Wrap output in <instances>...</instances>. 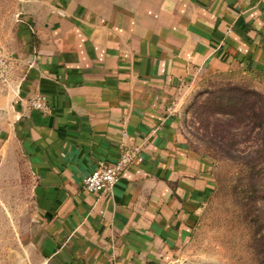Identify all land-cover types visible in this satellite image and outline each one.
<instances>
[{"label":"crops","instance_id":"obj_1","mask_svg":"<svg viewBox=\"0 0 264 264\" xmlns=\"http://www.w3.org/2000/svg\"><path fill=\"white\" fill-rule=\"evenodd\" d=\"M32 2L5 129L35 179L40 264H179L215 177L178 109L215 74H264V0ZM122 144L139 152L116 183L84 188Z\"/></svg>","mask_w":264,"mask_h":264},{"label":"rangeland","instance_id":"obj_2","mask_svg":"<svg viewBox=\"0 0 264 264\" xmlns=\"http://www.w3.org/2000/svg\"><path fill=\"white\" fill-rule=\"evenodd\" d=\"M31 3L0 0V55L15 67L23 53L22 24ZM10 83L0 84V264H40L35 179L20 142L5 129L13 118ZM222 86L249 87L264 96V74H215L178 109L188 144L212 158L215 177L214 192L179 264H264V168L252 173L240 157L249 155L260 140L256 129L243 140L241 113L232 115L226 99L211 100L209 92Z\"/></svg>","mask_w":264,"mask_h":264},{"label":"trees","instance_id":"obj_3","mask_svg":"<svg viewBox=\"0 0 264 264\" xmlns=\"http://www.w3.org/2000/svg\"><path fill=\"white\" fill-rule=\"evenodd\" d=\"M212 101L226 99L228 110L232 115L241 113L244 118L242 126L244 139L252 137L251 131L255 130V138L259 139L258 146L249 155L241 156V162L246 164L250 172H259L264 168V96L258 90L244 86L221 87L209 92ZM235 109V110H233ZM231 115V116H232ZM219 119V118H217ZM229 119L228 118H224ZM223 134V133H222ZM221 134V135H222ZM221 137V136H220ZM261 162L259 166L257 163Z\"/></svg>","mask_w":264,"mask_h":264},{"label":"built area","instance_id":"obj_4","mask_svg":"<svg viewBox=\"0 0 264 264\" xmlns=\"http://www.w3.org/2000/svg\"><path fill=\"white\" fill-rule=\"evenodd\" d=\"M12 61L0 55V84H9L12 80ZM30 108L47 113L50 105L44 93L35 92L27 98ZM174 108V107H173ZM173 108L169 109L172 112ZM153 128L151 131L157 130ZM139 146L133 144H122L119 147L117 157L112 161L99 162L90 172L82 178V186L90 192H98L103 189H110L121 176L125 168L137 157ZM206 204V202H204ZM155 264V263H144Z\"/></svg>","mask_w":264,"mask_h":264}]
</instances>
